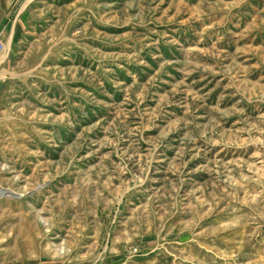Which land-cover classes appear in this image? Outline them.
<instances>
[{"label":"rangeland","instance_id":"rangeland-1","mask_svg":"<svg viewBox=\"0 0 264 264\" xmlns=\"http://www.w3.org/2000/svg\"><path fill=\"white\" fill-rule=\"evenodd\" d=\"M0 264H264V0H0Z\"/></svg>","mask_w":264,"mask_h":264},{"label":"built area","instance_id":"built-area-1","mask_svg":"<svg viewBox=\"0 0 264 264\" xmlns=\"http://www.w3.org/2000/svg\"><path fill=\"white\" fill-rule=\"evenodd\" d=\"M1 51H2V45H1V43H0V53H1Z\"/></svg>","mask_w":264,"mask_h":264}]
</instances>
